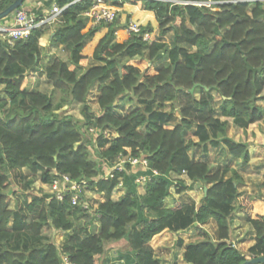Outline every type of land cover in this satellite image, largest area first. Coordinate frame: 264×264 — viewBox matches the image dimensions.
<instances>
[{
	"label": "trees",
	"instance_id": "obj_1",
	"mask_svg": "<svg viewBox=\"0 0 264 264\" xmlns=\"http://www.w3.org/2000/svg\"><path fill=\"white\" fill-rule=\"evenodd\" d=\"M12 1L0 0V11ZM175 1L118 4L151 12L159 33L173 32L170 44L146 42L135 34L117 42L115 23L101 33L102 26H91L82 15L93 0H48L45 6L63 8L54 23L32 29L13 46L0 40V264H61L53 243L30 242L44 239L45 227L69 233L60 248L72 264H103L104 245L117 242L124 246L111 264H159L149 245L152 238L193 224L199 225L196 234L203 240L186 246V263L241 264L245 256L228 241L234 212L242 213L254 231L250 257L264 256L263 197L241 194L236 186L242 178L234 169L223 179L228 168L209 174L206 163L193 162L188 154L193 148L207 153L208 145L227 143L228 118L243 130L264 119V108L258 105L264 100V0H215L210 7ZM146 31H152L149 23L140 27V33ZM47 33H52L49 42L69 55L66 61L56 57L41 67L38 41ZM89 56L95 65L88 64ZM35 78L49 83L52 93L31 90L29 82ZM92 89L98 94L96 115L87 103ZM70 103L79 104L83 126L96 130L100 162L142 155L149 169L127 165L111 179L99 178L103 168L90 157L80 128L60 111ZM125 105L137 108L121 114ZM194 126L196 142L186 139ZM227 146L233 159L248 162L246 144ZM22 169L28 172L22 188L29 200L24 208L11 209L5 190L11 172ZM54 174L87 180L102 199L95 208L89 202L84 209L71 205L70 193L60 201L30 193L35 182L49 184ZM171 174L209 185L206 196L196 206L165 207L174 183ZM140 175H149L142 192L135 182ZM175 182L176 193L186 190L183 180ZM115 190L122 192L117 199L112 198ZM209 221L216 226L215 241L200 227ZM94 223L97 230L91 232Z\"/></svg>",
	"mask_w": 264,
	"mask_h": 264
},
{
	"label": "crops",
	"instance_id": "obj_2",
	"mask_svg": "<svg viewBox=\"0 0 264 264\" xmlns=\"http://www.w3.org/2000/svg\"><path fill=\"white\" fill-rule=\"evenodd\" d=\"M47 1L48 0H24L22 7L26 9L27 11L33 12L35 14H38V12L46 13L47 10H49V7L45 6V2ZM118 4L116 5L115 3H113V5L118 10V14H117L118 24L116 23L117 20L115 21V30L117 31V36L115 37V39L117 42L125 41L127 39V36L123 31V27L126 25V23L129 20H133L141 25H146L147 23H149L152 27V31L150 32L151 40L160 41L159 37L161 34L156 29L157 24L151 12L144 10L142 7L131 5L129 3H123L121 5H118ZM119 11H127L125 14L126 15L125 20H123L122 22H120L119 20L121 18L120 16L121 14H119ZM105 31H106V27L102 26L100 29V32L104 33ZM168 33L171 34V40L169 42H165L164 40L163 41L161 40L160 42H164L167 44L171 43L172 38H173V32L169 31ZM48 34H49V37H51L52 33H48ZM46 41H47L46 34L43 35L39 39L40 53H42V51L44 50L47 51V45L48 47H53V48L55 47L53 44L49 42V40L47 42ZM41 42L44 44L40 45ZM187 49L189 52H193L195 50L194 47H187ZM66 52L68 56L69 55L68 50H66ZM90 58L91 57L89 56L88 58L89 64H90ZM90 65H95V64H90ZM262 94L264 95V92ZM258 105L264 108V100L259 101ZM176 113L177 114H175V118L177 120L179 118V115L177 111ZM223 119L224 118H221V120ZM226 120L228 123H227L225 140H227V143L246 144L247 149H248V155H249L248 162L244 163L242 162L241 159H233L228 154L227 152L228 146H227V143L224 141H220L217 147H211L210 145H208L207 153H202L199 148H193L189 150L188 154H189L190 159L193 162L200 161V162L206 163L209 168V174H213L215 172H221L225 168H228V171L223 175V179L229 178L231 176V169H234L242 178L241 181L236 186L237 190L240 193L242 191H247V190L252 189L251 183L253 182L257 183L255 185H258L259 187H261V190L264 193V185H263L264 170L261 169V167L264 165V162H262L264 157H259L258 160H256V157H254L256 148H258V146L260 147V145L264 142V119L249 125L248 128L245 130L234 126L231 123L230 119H229L230 121H228V119ZM194 129H195V126L193 129H191V131H189L186 134V139L191 138L194 142H196L197 137H194L192 135ZM253 167H254V170L252 169ZM171 178L174 180V183L169 188L168 196L164 199V206L167 208H171L173 207V205L176 204V201L179 199L180 194L186 191H193L194 189L196 190L198 187L203 190L205 187L203 184L199 182H193V181L188 180L184 174L182 175L171 174ZM177 179L183 180L186 186V190L181 193H176L175 191V188H176L175 181ZM142 185L143 184L139 185L138 187V188L141 187V191H142ZM208 186L209 185H207L206 188ZM121 194L122 192L119 191V196ZM202 197H203V194H202ZM199 201L195 202L194 200L189 198V199L182 200L181 202H179V204L180 205L194 204L196 206L198 205ZM242 215L243 214L239 212H234L232 214L228 241H230L233 247L236 248L239 252H241L242 255L245 256V259H250L251 257L249 254V248L253 246L255 243V239H254L255 234H254V231L251 229L250 225L245 221V219L242 218ZM197 227H199V225L193 224L188 229L177 231V232H170V231L164 230L161 233L154 236L152 240L149 242V245L152 247L153 256L158 259L159 264H161L163 260L168 259V257L174 253H176L177 255L178 264H188L185 262L183 258V254L185 252L186 246L188 244L197 243L203 240L201 237H199L196 234ZM200 227L205 229L210 234L213 241L217 239V230H216V226L214 222L209 221L206 224L200 225ZM207 228H210L211 230L208 231ZM169 245L175 246L176 251L167 250V246Z\"/></svg>",
	"mask_w": 264,
	"mask_h": 264
},
{
	"label": "rangeland",
	"instance_id": "obj_3",
	"mask_svg": "<svg viewBox=\"0 0 264 264\" xmlns=\"http://www.w3.org/2000/svg\"><path fill=\"white\" fill-rule=\"evenodd\" d=\"M177 1H179V0H177ZM188 1H192V0H188ZM198 1H207V2H210L211 5L216 2L215 0H198ZM107 3H109V0ZM126 12L127 11H119V14H121L120 15L121 18L119 19L120 22L125 20ZM116 23L118 24V19H117ZM168 32L169 31L165 32L164 34L160 33L161 35L159 37V40L160 41L164 40L165 42H169L171 40V34ZM46 40L47 41L49 40V34L48 33L46 34ZM38 43H39V41H38ZM43 44L44 43L41 42L40 45H43ZM47 44H49V43H47ZM45 51L46 50L42 51V53H41V57H42L41 67L49 64L56 57L60 58L64 61H66L68 58L66 50L61 46H55L53 48V47H48V45H47V51L46 52ZM125 60H126L125 58H122L121 63L125 62ZM90 64H96V61H94L92 58H90ZM157 64H160V63L154 62L153 66H156ZM41 70H42V68H39V74H40ZM29 88L33 91H39V92L46 93V94L52 93V88H51L50 84L45 82L44 80L38 79V78L30 80ZM97 95L98 94L95 91V89H92L89 92V94L87 95V103L90 107L91 112L94 115L98 114V106L96 104ZM214 96H216V95L214 94ZM3 97H4V93L2 92V86H0V98H3ZM135 108H137V107L134 105H125L122 109L119 110V112L121 114H123V113L126 114L129 111L134 110ZM165 109L166 110L170 109V105H167V107ZM6 110H7V107H5L3 109V112H5ZM60 111L66 115L72 116V118L75 120L77 126L80 128L83 142H86V145H88L90 157L93 160H95L103 168L102 174H103V172L104 173L107 172L108 169H110L113 164L112 163L103 164L102 162H100V159L98 158V148H97L96 141H95V134L90 133L88 131L87 127L83 126V119H82L83 117L80 113L79 104L70 103L67 106L63 107ZM175 114H177L176 111H174V115ZM228 121H230L229 118H228ZM254 157H256V160H258L259 157H264V142L260 145V147L258 146V148H256ZM262 162H264V158H263ZM252 169L254 170V167ZM256 169H258V168H256ZM261 169L264 170V165L261 167ZM253 173H255V172H253ZM27 174H28V172L25 169H22L19 172L14 171V172H11V174H10V184L6 188L5 192H6V194H8L10 196L9 208H11V209H18L20 207L24 208V205L29 200L28 197H26L27 191L23 190V188H22V183H23L22 177H23V175H27ZM258 175H260V174H258ZM263 178H264V176H263ZM251 184H252V189L247 190V191H242L241 194L247 195L248 198L250 196H257V195H261L264 198V195H263L264 193L262 192L261 187H259L258 185H255V184H257L255 182H253ZM138 189H140L139 191L142 192L141 187ZM30 193L36 194L38 196L49 195L50 194V188L47 185L42 184L41 182L37 181L30 188ZM202 194H203V190L200 189L199 187L196 190L194 189L193 191H186V192L180 194L179 199L176 201V204L175 203L174 204L177 205L182 200L189 199V198L194 200L195 202H198L200 200V198L202 197ZM84 196L88 199V201L90 202V205L93 208H95L98 201H100L102 199L101 194H98L96 192L94 193V191H88L87 190L86 193H84ZM118 196H119V191L115 190V192H113L112 198L117 199ZM175 205H173V206H175ZM242 218L244 219L243 215H242ZM28 220H30V217L28 218ZM81 224H82V221H81ZM96 230H97V223H94L91 226L90 231L94 232ZM207 230L210 231L211 229L207 228ZM42 234H43L44 239L43 238L38 239L37 241L36 240H30V242L33 244H35L36 242L53 243L61 252L60 246L69 233L65 234L63 232L53 231V230L49 229L48 227H45V228H43ZM123 246H124V244L119 243V242L105 244L104 245L105 253H104V258H103V264L117 263L114 261V257L116 255L117 250H119ZM167 250H173V251L175 250L176 251V247L169 245V246H167ZM177 261H178L177 255H176V253H174V254H171L168 257V259L163 260L161 262V264H178Z\"/></svg>",
	"mask_w": 264,
	"mask_h": 264
},
{
	"label": "built area",
	"instance_id": "obj_4",
	"mask_svg": "<svg viewBox=\"0 0 264 264\" xmlns=\"http://www.w3.org/2000/svg\"><path fill=\"white\" fill-rule=\"evenodd\" d=\"M93 0L91 7L85 11L82 15L90 22L91 26L100 25L106 27L108 24H113L117 20L118 10L113 3L118 4L119 0ZM179 4H191L195 6H207L210 7V2L207 1H176ZM63 8L58 7L55 3H52L49 10L46 13L35 14L27 11L22 5L13 11L8 17L0 20V40L7 43L8 46H13L14 42L25 39L32 29L40 27L44 24H52L55 22L57 16ZM141 24L129 20L123 27V31L127 38L130 35H139L143 41H151V33L146 31L140 33ZM114 36H117V31L114 30ZM88 131L92 134H96L94 127L88 128ZM112 167L107 172L100 174L99 178L111 179L114 171H125L126 166L129 168H137L147 170L149 169L148 160L142 155L139 156H124L118 155L112 162ZM153 175L157 172L154 169H150ZM149 179V175H140L135 179V182L140 185ZM50 188V197L57 200H62L64 194L70 193V202L73 206H81L84 209L89 208V201L84 196L86 191H92L88 188V181L85 179L73 180L68 175H56L49 184H45ZM121 186L118 184L117 188ZM95 193V191H94ZM49 197V198H50ZM58 249V248H57ZM58 252H61L58 249ZM61 264H72L65 254L60 255Z\"/></svg>",
	"mask_w": 264,
	"mask_h": 264
},
{
	"label": "water",
	"instance_id": "obj_5",
	"mask_svg": "<svg viewBox=\"0 0 264 264\" xmlns=\"http://www.w3.org/2000/svg\"><path fill=\"white\" fill-rule=\"evenodd\" d=\"M24 0H13L7 7L0 11V20L9 16L13 11L19 8L23 4ZM207 188L203 189V197L206 196ZM241 264H264V256L252 257L245 259Z\"/></svg>",
	"mask_w": 264,
	"mask_h": 264
}]
</instances>
